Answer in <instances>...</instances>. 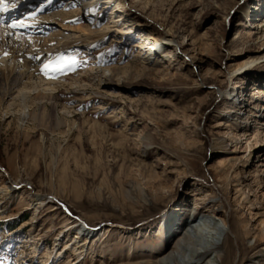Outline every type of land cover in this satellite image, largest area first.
I'll return each instance as SVG.
<instances>
[{"label": "rangeland", "instance_id": "1", "mask_svg": "<svg viewBox=\"0 0 264 264\" xmlns=\"http://www.w3.org/2000/svg\"><path fill=\"white\" fill-rule=\"evenodd\" d=\"M99 4L89 24L110 32L72 42L53 66L63 70L43 75L69 108L67 115L56 110L60 125L48 101L28 103L24 119L17 101L1 103L0 264L151 262L166 226L187 218L194 204L228 220L229 242L218 249L228 264H264V226H257L264 220V126L251 114L264 105V46L252 34L255 23L264 25V0ZM26 9L14 17L25 19ZM55 24L40 35L70 32ZM166 34L175 41L151 52L153 69H141L144 37ZM126 65V72L104 70ZM251 131L262 134L245 150L239 141ZM9 178L29 186L7 193ZM79 228L90 234L77 257L65 244Z\"/></svg>", "mask_w": 264, "mask_h": 264}, {"label": "bare ground", "instance_id": "2", "mask_svg": "<svg viewBox=\"0 0 264 264\" xmlns=\"http://www.w3.org/2000/svg\"><path fill=\"white\" fill-rule=\"evenodd\" d=\"M54 1L56 3L54 2L51 6V4H40L38 0H4L6 10L0 12V21L5 23V26L0 25V79L4 82L0 85V109L1 103L10 97L9 101H7L8 105L5 108H10L17 101L21 107V115L24 119L29 116V111L27 110L28 103L39 106L48 101L51 105V113L55 116L57 127L62 120H59L60 115L56 113V110L60 111L62 115H67L70 111L69 108L59 104L58 96L54 94L57 93L58 89L55 86L56 84L43 80L45 72L42 69L45 65L54 66L58 61V54L68 49L72 42L83 39L86 42L93 37L105 35L110 30L107 29L106 25L99 30H94L92 25L89 24L93 20L94 12L100 6V0ZM72 2L77 5L74 8H68ZM27 7L34 10L26 9ZM23 8L27 10L24 13L25 19H23V16L20 18L14 17ZM10 10L11 12H9ZM248 11L254 12L253 9ZM66 20H75L76 24L66 27V25L62 24ZM21 22L28 25V27H9L10 24H20ZM54 23L58 24L57 27L59 26V29L70 32L65 34L58 33L59 37H52L51 39L40 35L46 25L50 26ZM253 26V41L264 46V25L258 22ZM58 35L56 34V36ZM86 38L89 39L86 40ZM144 38L141 47L145 48L146 51L142 56V60L139 61V65L141 69L151 70L156 66L157 62L153 56H150L151 52L161 51L165 44L169 45L174 42L176 36L172 35L169 38V34H166L161 39H152L149 36ZM172 57L170 54L163 56V58ZM192 58L193 56L187 54V59ZM251 64L243 68L238 67L236 72L249 68ZM131 68L127 65L121 67L111 66L104 70L107 74H114L118 71L126 72ZM8 82H13V85L9 86ZM18 84H20L19 87L13 91L10 90ZM253 90L260 91L257 87H254ZM43 109L45 108L43 107ZM251 114L261 118L258 124L264 126V105L255 104ZM258 134L262 133L259 131L243 133L242 140L239 143L242 142L245 150L250 149L254 137L258 136ZM254 142L256 141L254 140ZM226 160H218L217 164ZM217 176L219 177V175ZM9 179L11 180L5 188L7 193H11L13 187L21 186L19 184H22L23 187L29 186L26 182L22 183L20 178ZM227 179V177H224L223 181L226 182ZM0 191L2 190L0 189ZM37 194L42 196V198L46 197V195ZM195 205L192 207L193 210L188 214L187 218L181 217V219H177L176 222H171L166 226L167 234L165 240L161 244L159 248L160 252L155 255L154 260L136 264H228L229 255L218 253L219 245L226 246L229 242L227 235L232 233L228 220L226 217H219L216 211L210 207L197 210ZM181 224H184L182 232L173 240V235L178 231ZM257 226L261 231L264 226V220H259ZM89 234L90 231L79 228L78 233L65 244V247L70 246L73 254L79 257L85 251ZM221 236L224 237L222 244L218 242ZM172 240L173 242H171ZM212 253L213 255H211Z\"/></svg>", "mask_w": 264, "mask_h": 264}, {"label": "snow or ice", "instance_id": "3", "mask_svg": "<svg viewBox=\"0 0 264 264\" xmlns=\"http://www.w3.org/2000/svg\"><path fill=\"white\" fill-rule=\"evenodd\" d=\"M5 7H4V0H0V12L5 11ZM9 27L11 28H17V27H28V25L24 24V23H13L10 24ZM66 66V65H65ZM62 71L63 69L61 67H53L52 65H45L44 68L42 69V71H44L46 74H48L50 71ZM49 78H54L52 76H50Z\"/></svg>", "mask_w": 264, "mask_h": 264}]
</instances>
